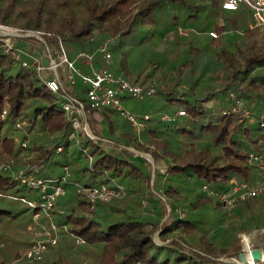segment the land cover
I'll list each match as a JSON object with an SVG mask.
<instances>
[{
	"label": "trees",
	"instance_id": "16d2710c",
	"mask_svg": "<svg viewBox=\"0 0 264 264\" xmlns=\"http://www.w3.org/2000/svg\"><path fill=\"white\" fill-rule=\"evenodd\" d=\"M207 1L211 4L205 8L214 9L206 12L207 22L200 31L211 28L220 36L226 31V24L216 22L221 9L219 0ZM173 8L182 9L185 19H195L204 5L195 0H0V25L37 32L45 44L31 36L14 40L21 44L35 40L49 50L61 44L70 58L98 43L94 33L112 35L118 37L111 46L112 53L123 55L127 54L123 48L127 39L131 38L136 46L143 44L155 35L159 15ZM239 11L245 16L242 9L230 12ZM169 15L177 24L178 15ZM144 25L148 28L144 29ZM254 30L245 25L243 33L251 36ZM210 38L219 42L217 37ZM220 47L215 62H221L220 74L225 79L222 99L228 101L222 108L216 107V112L206 105L215 99V92L207 91L216 76H206L208 63L198 76L188 75L190 90L175 91L172 86L170 90L155 89L162 104L154 113L182 107L187 116L166 122L153 115L139 133L113 109H91L82 87L77 98L84 105L94 137L79 133L78 141L69 137L73 130L61 107L63 99L49 92L32 68L14 66L10 56L0 51V154L8 157L0 160L7 162L13 157L12 167L16 168L19 154L27 150L33 158L23 173L32 172L50 185L58 184L64 166L70 168L68 182L62 185L65 194L59 197L52 213L62 228L63 238L50 246L40 261L18 260L32 239L18 241L13 232L15 225L30 223L32 215L42 211L45 199L38 190L23 185L20 175L0 171V245L7 244L6 251L10 252L9 256L3 252L0 264H237L222 259L237 258L242 249L239 238L215 229V219L203 221L202 210H217V196L228 192L234 182L251 180L255 169L249 154L264 158V120L249 122L242 114L230 112L229 107L230 93L242 99L241 95L248 98L255 92L258 103H264V72H256L264 67V42L258 46L254 39L248 41V53ZM113 69L115 74L124 76L120 67ZM137 78L129 80L137 83ZM197 91H205L204 96H198ZM150 97L135 100L143 103ZM3 111L6 114L2 117ZM150 111L151 107L141 105L140 112ZM89 116L93 117L90 122ZM120 118L123 123L117 127L114 120ZM24 121L28 132L36 129L42 135L32 137L28 146L26 142L22 145L28 139V135H23L17 148L15 125ZM102 131L112 134L108 138L113 145L110 148L104 145ZM140 153L152 156L156 167L163 163V173L159 174L156 168L152 178L151 163L141 159ZM35 166L38 169L33 171ZM111 178L126 186V197L98 203L94 210H89L87 201L71 184L79 181L88 186ZM203 187L211 193L206 203L201 201L205 198ZM256 196L241 200L232 208L243 231L259 226L255 207L260 201ZM24 199H33L35 207H28ZM165 203L170 207L171 220L161 224L167 213ZM141 206L152 215H143ZM177 207L186 216L177 214ZM202 222L216 224L215 232H205V238L199 237L194 243L174 235L178 231L193 232ZM149 226L159 230L161 242L155 241V231ZM255 263L264 261L257 259Z\"/></svg>",
	"mask_w": 264,
	"mask_h": 264
},
{
	"label": "rangeland",
	"instance_id": "374dc122",
	"mask_svg": "<svg viewBox=\"0 0 264 264\" xmlns=\"http://www.w3.org/2000/svg\"><path fill=\"white\" fill-rule=\"evenodd\" d=\"M195 2L198 3V5H204V10H202L195 19L194 18L185 19V13H183L182 9L179 8L165 10L164 12L161 13V15H159L157 19V23L154 26L156 28L155 35L153 37H150L143 44L138 46H136L135 43L133 44L131 38L127 39L125 46H123L124 50L127 51V54L122 55V53L120 52L118 53L113 52L111 59L112 60L111 66L113 71H115L113 69L115 66L120 67L122 69L123 75L126 76L127 79L135 81V78L138 77L137 78L138 84L147 87H152L154 89L160 87L161 89L164 90L165 89L170 90L169 88L172 86L175 89V91H178L184 89L190 90L189 83L187 81L188 75L192 73L194 76H198L201 72V69L206 65V63H208L209 67L205 68L206 76L209 75H216V76H214L215 78H212L210 80L209 82L210 87L207 88V91L209 92L214 91L215 99L213 98L209 100L206 105H208L213 112H216L215 111L216 107L222 108L224 106V103L228 101L227 98H225L224 100L222 99L223 92L221 91V89L225 87L224 85L225 79L224 76L220 74L222 71L221 62H215L216 56L219 53V50L221 49L220 46L228 48L231 51H234L235 48H238L241 53H248L250 52V49H248V41L250 42L252 39H254L255 43L258 46L264 42V29H255L251 36L250 34L246 35L243 33V31L245 25H247V20L250 19L248 15L249 12L245 9H242L245 12L244 13L245 16H244L242 14L243 11L230 12L220 9L219 15L216 18V22L218 23L221 22L226 24V31L220 36L217 34L218 35L217 40L219 39V42L214 40L215 42L214 43L208 34L213 29L208 28L206 31H200V29H202V26L207 22L206 12H209L213 7L208 6L205 8V5L211 4L210 1L207 0H195ZM170 12L174 13L175 15H178L177 24H173L175 20H173V18L169 15ZM183 19H185V24L181 23ZM233 21L234 23L231 24ZM0 26L9 29L10 31L17 30L18 32H21V30H18L17 28H10L3 25ZM177 27H181V28L183 27L184 29H186L188 35H180L176 30ZM143 28L147 29L148 25H144ZM93 36L94 38H96V40L99 39V41L107 37H113L115 38V42L116 43L118 42V37L112 35H100V34L98 35L94 33ZM40 42L35 40H30V41H26L23 44L17 41L14 43L16 45L19 44L24 45L31 52L41 55L43 58V64L46 65L48 63V52ZM0 47H1L0 51L3 53L1 40H0ZM62 47L65 53L68 55V52L64 47V45ZM50 49H51L50 52L52 54V57H54L56 61H58L59 59L58 56L61 53L60 47L59 48L51 47ZM256 72H264V67L258 68ZM52 75L53 74L51 73L50 76ZM62 81L64 80L62 79ZM155 92L150 98L143 100V103H138V101H136L135 99L134 100L125 99L123 100L122 103L126 109L132 110L133 112L140 113L141 105H144L146 107L148 106L151 107L150 113H154L156 112L158 107H160L162 104L161 103L162 101L160 99L161 96L159 94H155ZM204 94L205 91L201 93L197 91V95L200 97L204 96ZM240 97L242 98L244 105L250 109L252 113V117L258 120H264V105H261V103L263 102L258 103V100L256 99L255 96V92H252V95L248 98L243 97L242 95ZM239 113L242 114L241 112ZM235 114H237V112H235ZM86 115L87 114L85 112V119H82L83 123L85 121L86 123H88L86 119ZM95 117H97V115ZM92 118H93L92 116L88 117L89 122L92 121ZM24 122L22 123L20 122L22 128L17 127L15 125L17 129L14 130L13 136L15 137V143L17 148L22 142L21 137L23 135L25 134L28 135L27 136L28 139L24 141L26 142L27 146L28 144L30 145L31 143L30 140L32 137H38L42 135L38 133L36 129H33V131L28 132V129L26 128L28 124H26V121ZM99 122H101V120L98 121V123ZM114 122L115 125L118 127V125L120 126L123 123V120L121 118L119 119V121L117 120L119 124L115 120ZM101 124L102 122L100 123V126ZM104 132L105 131H102V136H103L102 138L103 140H105L103 141L104 145L110 148L113 145L108 141V138L109 137L112 138V134L109 135L107 133L105 134ZM139 156L141 157V159H143L144 157L140 154ZM5 157L8 158L6 155L0 154V158H5ZM12 158L13 157H11L10 159ZM31 158H33V154L28 153L27 150H22L18 156V162H19L18 167L16 168L12 167L11 169L12 171L10 172V174L16 175L18 172L21 171L25 172L26 171L25 167H28ZM252 167H254L255 170H253L251 180L247 182L251 185H254L260 179V175H259L260 169L254 164H252ZM156 168L158 169V173L162 174L164 171V164L159 163L157 167L155 166V169ZM37 169L38 167L36 166L32 168L33 171H36ZM151 169H152V165H151ZM240 182H244V181H240ZM203 191L205 192V195H203V197L205 198L201 199V201L203 203H206L207 201H205V199L207 196L211 195V193L209 192V189L207 187H203ZM257 195L258 196H256V198L260 202L255 207V211L259 214V220H258L259 226L254 228L250 227L248 231L241 230L240 220H238V218L234 215V212L232 211L233 206L241 200L236 201L233 205H225L222 199L220 198V196H217L218 197L217 200L220 201L219 208L217 210H211V211L202 210V212L204 213L203 221L206 220L208 222L210 221V219L213 220L215 219L217 224V227L215 229L218 230L223 229V234L227 236H231L233 234L236 235V237L239 238V241L242 245L241 251L245 250L246 246L249 250L258 249L261 252L260 261L263 262L264 261V190L258 193ZM60 196H62V194ZM120 199L115 198L111 200H120ZM56 204L53 205L51 208L52 210H50L51 211L50 216L52 219H53L52 213L54 209H56ZM142 206H141V211L143 215H149V216L152 215L149 210H147L145 207ZM89 210H94V209L89 208ZM170 212L171 211H169L168 213L167 210V213L164 215L161 224L171 220ZM176 213L179 214L181 217L186 216V212L182 211L180 207H177ZM42 218H43L42 215H39L37 218H35L32 215V219L30 223L24 222L15 225L13 234L15 235L16 239H19L18 241H22L24 239L28 241L31 240L33 237L34 229L38 228L42 224H45L44 223L45 220ZM199 225L200 228L196 229L193 232L178 231L174 233V235H180L181 238L185 240L187 239V241H189L190 243H194L195 241H197L199 237H203L202 239H204L206 236L205 232L209 231L208 234L215 232V230L213 231L215 225L210 226V224H204L203 222L200 223ZM149 230H154L158 241H160L159 230H156L155 226H149ZM172 235L173 233L169 234V236ZM6 246L7 244L0 245V259H2L5 256L3 255V252H6L7 256H9L10 254V252L6 251ZM246 264H249V262H247Z\"/></svg>",
	"mask_w": 264,
	"mask_h": 264
},
{
	"label": "built area",
	"instance_id": "2783aa9c",
	"mask_svg": "<svg viewBox=\"0 0 264 264\" xmlns=\"http://www.w3.org/2000/svg\"><path fill=\"white\" fill-rule=\"evenodd\" d=\"M220 7L225 11H238L245 9L249 12V21L247 26L249 29H264V0H219ZM2 31L18 33L17 30L10 31L1 27ZM180 35H188L183 27H177ZM212 37H217L216 31L208 33ZM0 40L2 41L3 53L8 54L12 59L14 66H22L24 68H32L37 77L44 83L46 89L57 97L63 99L61 107L65 118L71 123L70 139L78 141L79 133L87 134L85 109L83 103L74 95V87L80 82L84 87V97L87 105L91 109L110 108L116 111L119 116L128 121L136 133L141 132L147 121L153 116L158 115L161 121L171 122L179 117L187 116L186 110L178 107L172 112H133L126 109L123 100L130 97L136 100H142L152 96L155 89L130 81L122 75L115 74L111 69L112 51L111 46L115 43V38H104L90 50H80L73 58L68 57L60 44L61 53L58 61L49 49L48 63L43 64V58L39 54H35L27 49L24 45H16L14 38L5 36L0 32ZM52 61H54L52 63ZM77 62H82L89 68V72H83L77 67ZM97 64V65H95ZM63 69V70H62ZM62 75L59 72L64 71ZM67 70V71H66ZM53 74L50 76V74ZM56 74V75H55ZM68 86V87H66ZM232 104L230 112H241L249 122H255L249 108L244 105L242 99L237 98L234 93H230ZM6 114L3 111L2 117ZM264 126V121L262 122ZM17 127L22 128L21 123H16ZM25 146V142L22 143ZM249 162L260 169V179L251 185L248 182H234L229 191L222 193L220 198L225 205H233L236 201L244 200L248 197L257 195L264 190V158L255 154H249ZM14 161L10 159L5 162L0 160V171L11 172ZM63 174L58 180L57 185H50L46 181L36 177L34 173L23 171L18 172L20 182L28 188L36 189L41 194L45 202L41 204L42 211L35 213L33 216L37 218L42 215L45 224L34 229L31 245L20 255L19 261H40L50 246L57 245L63 238L62 228L50 216L52 206L56 204L58 197L64 194L65 189L63 183L68 182L70 177V168L64 166ZM76 192L80 193L88 203L90 209H95L98 203L108 202L111 199L123 198L127 195V188L124 184L119 183L116 179L111 178L104 183L83 185L79 181L71 182ZM28 207H35L36 203L33 199H24ZM81 242V241H77Z\"/></svg>",
	"mask_w": 264,
	"mask_h": 264
},
{
	"label": "water",
	"instance_id": "95a60500",
	"mask_svg": "<svg viewBox=\"0 0 264 264\" xmlns=\"http://www.w3.org/2000/svg\"><path fill=\"white\" fill-rule=\"evenodd\" d=\"M0 32L3 35H5V36H10V37H13V38H23V37H30V36L31 37H35L36 39L40 40L43 44H45L44 39L42 38V36L39 33L34 32V31L15 33V32H9V31L0 30ZM53 62L54 61H52V63ZM86 132H87V134L89 136L94 137L92 132H91V130H90V128H89V126H88V123H86ZM140 155L146 157L151 162V165H152V178H154L155 177V164H154V160H153L152 156H150L149 154H146V153H140ZM166 207H167V210H168V213H169L170 208H169L168 205ZM154 239H155L156 242H161V241H158L156 235L154 236ZM260 255H261V252L258 249L250 250V257L252 258V260L260 259ZM222 261H224L226 263L245 264V263L248 262V259H247L246 253L244 252V250H242L238 254L237 258H224V259H222Z\"/></svg>",
	"mask_w": 264,
	"mask_h": 264
},
{
	"label": "crops",
	"instance_id": "0c3cea01",
	"mask_svg": "<svg viewBox=\"0 0 264 264\" xmlns=\"http://www.w3.org/2000/svg\"><path fill=\"white\" fill-rule=\"evenodd\" d=\"M248 15H249V13H248ZM248 21H249V20H247V23H248ZM95 65H97V64H95ZM76 66L79 67L83 72H89V68L86 67L82 62H77V65H76ZM62 70H63V69H62ZM66 71H67V70H66ZM64 72H65V70L62 71V72H59L60 75H62V79H63V77L65 76V75H64ZM82 87H83V85H81L80 82H77V83L75 84V87H74V95H75L76 97H78L79 95H81L80 90L82 89ZM83 95H84V94H83Z\"/></svg>",
	"mask_w": 264,
	"mask_h": 264
},
{
	"label": "bare ground",
	"instance_id": "6f19581e",
	"mask_svg": "<svg viewBox=\"0 0 264 264\" xmlns=\"http://www.w3.org/2000/svg\"><path fill=\"white\" fill-rule=\"evenodd\" d=\"M244 252L246 253L249 264H256L255 261L250 257V250L247 248V246L245 247Z\"/></svg>",
	"mask_w": 264,
	"mask_h": 264
}]
</instances>
